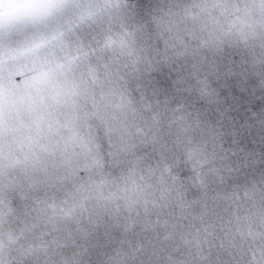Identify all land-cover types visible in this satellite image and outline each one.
I'll use <instances>...</instances> for the list:
<instances>
[{"label":"snow or ice","instance_id":"snow-or-ice-1","mask_svg":"<svg viewBox=\"0 0 264 264\" xmlns=\"http://www.w3.org/2000/svg\"><path fill=\"white\" fill-rule=\"evenodd\" d=\"M0 264H264V0H0Z\"/></svg>","mask_w":264,"mask_h":264}]
</instances>
